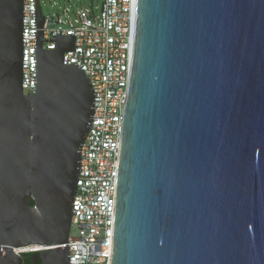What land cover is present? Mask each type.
Returning a JSON list of instances; mask_svg holds the SVG:
<instances>
[{"label": "water", "instance_id": "1", "mask_svg": "<svg viewBox=\"0 0 264 264\" xmlns=\"http://www.w3.org/2000/svg\"><path fill=\"white\" fill-rule=\"evenodd\" d=\"M34 4L26 96L23 0H0V264L29 247L49 248L33 264H70L94 93L63 65L75 37L43 40ZM133 4L110 264H264V0Z\"/></svg>", "mask_w": 264, "mask_h": 264}, {"label": "built area", "instance_id": "2", "mask_svg": "<svg viewBox=\"0 0 264 264\" xmlns=\"http://www.w3.org/2000/svg\"><path fill=\"white\" fill-rule=\"evenodd\" d=\"M95 0L89 6L56 13L42 27L43 40L75 37L74 53L63 55V65H76L94 93L92 125L80 149V170L67 239L70 264H110L116 203L118 162L130 71L134 0ZM38 2L39 10L40 3ZM69 3L70 0H67ZM34 0H23L22 91L35 95ZM41 13V10H40ZM54 51V42H43ZM72 231L74 233L72 234ZM49 248L11 249L16 255Z\"/></svg>", "mask_w": 264, "mask_h": 264}, {"label": "rangeland", "instance_id": "3", "mask_svg": "<svg viewBox=\"0 0 264 264\" xmlns=\"http://www.w3.org/2000/svg\"><path fill=\"white\" fill-rule=\"evenodd\" d=\"M40 3L41 15L46 20L45 27H48V18L52 17L56 13L63 14V9L68 8L70 11L76 8H84L87 5V0H38ZM99 0H95L94 7H98ZM74 231H72V234Z\"/></svg>", "mask_w": 264, "mask_h": 264}, {"label": "trees", "instance_id": "4", "mask_svg": "<svg viewBox=\"0 0 264 264\" xmlns=\"http://www.w3.org/2000/svg\"><path fill=\"white\" fill-rule=\"evenodd\" d=\"M33 202L32 201H30V203H29V205L30 206H33ZM22 257H26L27 259H28V262H29V264H32V260H31V254H24V255H22ZM26 258H23V260H25ZM40 264V263H39Z\"/></svg>", "mask_w": 264, "mask_h": 264}, {"label": "flooded vegetation", "instance_id": "5", "mask_svg": "<svg viewBox=\"0 0 264 264\" xmlns=\"http://www.w3.org/2000/svg\"><path fill=\"white\" fill-rule=\"evenodd\" d=\"M26 258V257H23ZM23 264H29L28 259L26 258L25 260H23ZM33 264V263H32Z\"/></svg>", "mask_w": 264, "mask_h": 264}]
</instances>
